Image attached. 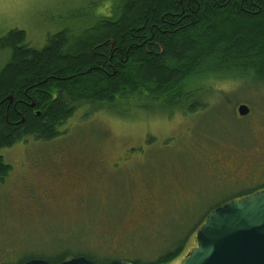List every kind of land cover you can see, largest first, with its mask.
<instances>
[{
    "label": "rangeland",
    "instance_id": "1",
    "mask_svg": "<svg viewBox=\"0 0 264 264\" xmlns=\"http://www.w3.org/2000/svg\"><path fill=\"white\" fill-rule=\"evenodd\" d=\"M112 3L0 0V36L24 31L43 48L62 31L82 35ZM214 84L226 96L215 92L195 114L81 109L55 140L1 153L12 170L0 183V263L89 253L144 264L188 236L184 259L207 213L264 188V84ZM85 168L93 183L77 186L73 169Z\"/></svg>",
    "mask_w": 264,
    "mask_h": 264
},
{
    "label": "trees",
    "instance_id": "2",
    "mask_svg": "<svg viewBox=\"0 0 264 264\" xmlns=\"http://www.w3.org/2000/svg\"><path fill=\"white\" fill-rule=\"evenodd\" d=\"M106 11L82 35L65 30L43 48L31 47L24 31L0 36V152L30 138L55 140L81 109L126 118L188 115L205 110L215 92L226 96L214 83L264 84V0H113ZM11 170L0 157V183ZM187 242L188 236L144 264H180ZM32 259L71 258L60 253L0 264Z\"/></svg>",
    "mask_w": 264,
    "mask_h": 264
},
{
    "label": "water",
    "instance_id": "3",
    "mask_svg": "<svg viewBox=\"0 0 264 264\" xmlns=\"http://www.w3.org/2000/svg\"><path fill=\"white\" fill-rule=\"evenodd\" d=\"M34 107V105H32ZM237 115H251L248 105H239ZM197 246L180 264H264V191L226 202L212 210L196 233ZM23 264H55L32 259ZM58 264H102L84 256ZM106 264H134L112 260Z\"/></svg>",
    "mask_w": 264,
    "mask_h": 264
},
{
    "label": "flooded vegetation",
    "instance_id": "4",
    "mask_svg": "<svg viewBox=\"0 0 264 264\" xmlns=\"http://www.w3.org/2000/svg\"><path fill=\"white\" fill-rule=\"evenodd\" d=\"M14 147V146H13ZM12 148V147H11ZM11 148H9V149H11ZM8 148L7 149H4V150H2L1 152H0V157H3L4 158V156L1 154V153H3V152H5V151H7V150H9ZM10 166V165H9ZM73 170H75L76 171V175L75 176H72V177H74L73 179V181L76 183V185L78 186V185H80L81 184V187L82 186H88L89 184H91V183H93V179H94V176L92 175V174H90L87 170H86V168H85V170L84 171H80L79 169H73ZM11 173V172H10ZM71 179V178H70ZM5 182V181H4Z\"/></svg>",
    "mask_w": 264,
    "mask_h": 264
}]
</instances>
